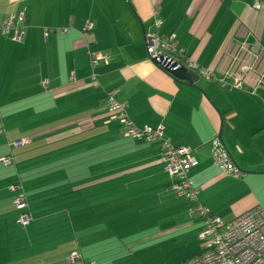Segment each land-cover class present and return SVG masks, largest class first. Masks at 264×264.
<instances>
[{"label":"crops","instance_id":"crops-1","mask_svg":"<svg viewBox=\"0 0 264 264\" xmlns=\"http://www.w3.org/2000/svg\"><path fill=\"white\" fill-rule=\"evenodd\" d=\"M260 2L255 10L254 0H0V26L24 18L20 42L0 37V264H66L74 254L70 264H184L207 246L189 213L196 205L223 223L264 212ZM148 33L173 36L174 57L215 82L193 72L199 81L189 88L159 70ZM96 52L108 62L91 71ZM111 91L137 129H162L172 147L193 152L195 200L173 190L160 140L127 138L110 121ZM213 139L251 174H222Z\"/></svg>","mask_w":264,"mask_h":264},{"label":"built area","instance_id":"built-area-1","mask_svg":"<svg viewBox=\"0 0 264 264\" xmlns=\"http://www.w3.org/2000/svg\"><path fill=\"white\" fill-rule=\"evenodd\" d=\"M255 10H260V0H254ZM156 14V13H155ZM23 15L9 18L0 26V37L9 38L18 43L22 40ZM160 23L156 25L159 27ZM91 30V25L84 24V31ZM174 37L161 39L154 34L144 35L147 57L156 61L161 69L169 68L176 64V68L183 66L188 71L197 73L208 82L214 78L201 70L196 64L189 61H180L175 58V50L172 47ZM162 58V61H160ZM165 59H168L166 62ZM108 58L101 53L90 54V69L93 71L99 65H107ZM169 64V66H167ZM215 82V81H214ZM105 101L110 121H117L123 130V135L134 140L154 142L161 141V161L165 171L175 180L173 190L176 195L186 202L196 199L198 191L188 181L187 175L197 165L193 152L187 149H176L167 140L162 139V129L151 131L149 129H137L125 116L126 105L117 101V92L106 93ZM2 131L0 130V136ZM27 143L20 141L14 143V148ZM212 160L214 166L224 175L233 178H242L241 173L232 164L230 155L217 139L211 142ZM8 160L4 159L3 163ZM18 191V188H14ZM15 209L20 211L19 225L27 227L31 218L26 209L27 202L22 194H19L14 202ZM189 213L201 222L200 239L207 244L204 253L185 262L184 264H264V212L253 209L229 223H223L209 214L201 205H196ZM78 257L72 256L70 261H76Z\"/></svg>","mask_w":264,"mask_h":264},{"label":"water","instance_id":"water-1","mask_svg":"<svg viewBox=\"0 0 264 264\" xmlns=\"http://www.w3.org/2000/svg\"><path fill=\"white\" fill-rule=\"evenodd\" d=\"M168 59H165L164 62H166ZM154 66H156L159 70H161L162 72H164L165 74H167L168 76L172 77L173 79H175L178 82L184 83L187 87L189 88H194V86L198 83L199 81V77L194 74L191 71H188L187 69H185L183 66H180L179 68H176V64H174L173 66L169 67V68H165L164 70L161 69L160 65H158V63L156 61H151L149 60ZM160 61H162V58H160ZM169 66V64L167 65ZM218 139L220 140V134ZM230 155V154H229ZM230 159L232 164L236 167V163L233 160V158L230 155ZM244 175L247 174H251V173H245V172H241Z\"/></svg>","mask_w":264,"mask_h":264},{"label":"trees","instance_id":"trees-1","mask_svg":"<svg viewBox=\"0 0 264 264\" xmlns=\"http://www.w3.org/2000/svg\"><path fill=\"white\" fill-rule=\"evenodd\" d=\"M178 60H180V61H184L182 58H179ZM258 94H260V96L264 99V88H262L261 90H259L258 91ZM106 95V94H105ZM106 97V96H105ZM105 99V98H104ZM105 104H106V101H105ZM106 107H107V105H106ZM12 148H13V146H12ZM14 209H15V206H14ZM15 211L18 213V221H19V217H20V211H17L16 209H15ZM18 225H19V223H18ZM20 226V225H19ZM29 226V225H28ZM27 226V227H28ZM21 227V226H20ZM27 227H25V228H27ZM21 228H23V227H21ZM25 228H23V229H25ZM74 256L77 258L78 256L76 255V254H74ZM72 257V256H71ZM78 259H79V257H78ZM76 261H77V259H76ZM71 262H74V261H71Z\"/></svg>","mask_w":264,"mask_h":264},{"label":"rangeland","instance_id":"rangeland-1","mask_svg":"<svg viewBox=\"0 0 264 264\" xmlns=\"http://www.w3.org/2000/svg\"><path fill=\"white\" fill-rule=\"evenodd\" d=\"M25 210H27L28 211V203H27V207H26V209ZM16 214L18 215V213L16 212ZM195 244V243H194ZM199 248V244L196 242V245H193V243L191 244V246H190V248H191V250H194V249H196V248ZM70 259H71V256H70V258H69V261H70ZM69 261H67V263L68 264H70L71 262H69ZM66 263V264H67ZM74 264V263H73ZM85 264H88L87 262H85ZM91 264H102V261H99V262H97V261H95V262H93V263H91Z\"/></svg>","mask_w":264,"mask_h":264}]
</instances>
